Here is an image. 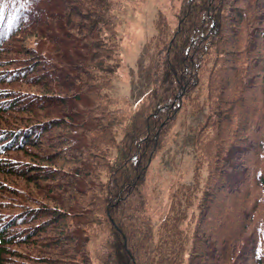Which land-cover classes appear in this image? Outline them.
<instances>
[{
    "label": "trees",
    "instance_id": "16d2710c",
    "mask_svg": "<svg viewBox=\"0 0 264 264\" xmlns=\"http://www.w3.org/2000/svg\"><path fill=\"white\" fill-rule=\"evenodd\" d=\"M131 1L0 0V264H264V0L161 14L135 103L112 91ZM198 94L156 223L147 173Z\"/></svg>",
    "mask_w": 264,
    "mask_h": 264
},
{
    "label": "rangeland",
    "instance_id": "374dc122",
    "mask_svg": "<svg viewBox=\"0 0 264 264\" xmlns=\"http://www.w3.org/2000/svg\"><path fill=\"white\" fill-rule=\"evenodd\" d=\"M181 5L182 0H143L142 2L132 0L125 7L123 23L119 27L122 64L114 81L112 90L114 96L135 103L150 89L154 48L149 46L148 40L154 32L153 24L161 14H164L168 23L175 27L176 11ZM262 25L264 26V23ZM198 95L200 102H196L195 99L192 101L195 103L191 104L189 101L187 108L178 112L171 126L170 140L154 158L147 173L150 211L156 223L167 211L169 196L176 182L185 180L190 183L194 177L196 155L193 139L196 128L204 122L208 111V107L203 105L205 97L202 94ZM247 150L246 147L244 154ZM205 173L204 169L201 174L202 184L206 177Z\"/></svg>",
    "mask_w": 264,
    "mask_h": 264
}]
</instances>
